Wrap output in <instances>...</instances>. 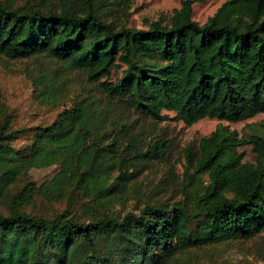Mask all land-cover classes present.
<instances>
[{"label":"trees","instance_id":"16d2710c","mask_svg":"<svg viewBox=\"0 0 264 264\" xmlns=\"http://www.w3.org/2000/svg\"><path fill=\"white\" fill-rule=\"evenodd\" d=\"M104 1L0 0V54L63 59L98 80L109 99L126 98L154 119L236 122L264 112V0H225L203 23L194 18V0H183L168 22L152 20L146 28L121 22L131 0H109L117 17L103 10ZM5 116L0 94L1 196L32 167L58 162L46 190H111L98 177L121 133L106 140L96 111L65 107L52 124L35 127L24 150L13 148L16 131ZM248 126L240 135L219 125L200 140L197 159L187 150L183 197L174 202L91 210L83 219L65 211L33 214L12 195L8 212L0 211V264H177L192 248L259 235L264 121ZM245 144L253 145L255 161H244ZM168 146L159 139L132 155L120 153L117 168L125 173L133 159L165 154Z\"/></svg>","mask_w":264,"mask_h":264},{"label":"rangeland","instance_id":"374dc122","mask_svg":"<svg viewBox=\"0 0 264 264\" xmlns=\"http://www.w3.org/2000/svg\"><path fill=\"white\" fill-rule=\"evenodd\" d=\"M224 1L194 0V18L205 22ZM130 2L128 12L120 20L143 28L152 20L168 22L174 10L183 4V0ZM103 6L105 12L112 13L111 17L119 14L117 10L109 12L114 7L109 0ZM0 94L5 117L16 131L12 144L17 150L33 143L36 126L52 124L65 107L75 104L98 113L101 131L109 133L106 140L116 132L121 133L118 149L112 147L107 152L108 167L98 177L100 184L112 186L108 193L97 189L93 193L88 187L46 190V184L60 171L58 162L32 167L26 175L18 176L7 188V194L0 195V211L4 213L10 208L12 195H18L17 201L25 202L21 206L33 214L51 216L65 211L83 219L90 216L91 210L126 212L138 210L148 202L180 200L186 183L189 148L197 159L200 140L219 125H228L243 135L251 131L248 125L260 126L264 121V112L236 122L217 117H205L193 124L173 118L154 119L137 111L126 98L109 99L99 81L90 78L85 70L73 68L63 59L45 53L25 57L0 54ZM159 139L169 144L165 154L133 159L125 173L118 170L120 153L132 155ZM239 150L244 153V161H255L252 144L241 145ZM177 264H264V232L249 239H229L192 248L178 255Z\"/></svg>","mask_w":264,"mask_h":264}]
</instances>
